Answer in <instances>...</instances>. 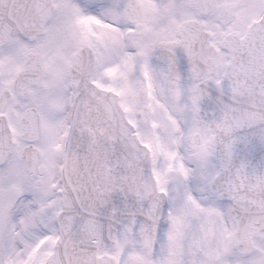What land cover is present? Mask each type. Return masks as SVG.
I'll return each mask as SVG.
<instances>
[{
	"label": "snow or ice",
	"instance_id": "6c2138e0",
	"mask_svg": "<svg viewBox=\"0 0 264 264\" xmlns=\"http://www.w3.org/2000/svg\"><path fill=\"white\" fill-rule=\"evenodd\" d=\"M0 264H264V0H0Z\"/></svg>",
	"mask_w": 264,
	"mask_h": 264
}]
</instances>
